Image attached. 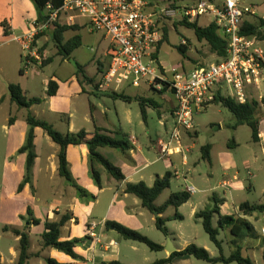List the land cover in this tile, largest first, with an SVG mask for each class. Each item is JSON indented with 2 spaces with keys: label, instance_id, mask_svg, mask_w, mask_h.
Here are the masks:
<instances>
[{
  "label": "rangeland",
  "instance_id": "1",
  "mask_svg": "<svg viewBox=\"0 0 264 264\" xmlns=\"http://www.w3.org/2000/svg\"><path fill=\"white\" fill-rule=\"evenodd\" d=\"M150 1L162 3L163 5L164 0ZM237 1L240 7L247 13L244 20L248 22H257L258 19H264V0ZM57 20V23L64 24V19L62 16H60ZM79 20L84 22V19L79 18ZM77 21L78 19L76 22ZM208 23H210V18L208 16L198 19L199 26H205ZM76 26L78 25L76 24ZM49 29L43 33L41 32L37 34L33 38L32 49L35 51L36 56L29 55V57L26 59H20L19 45H17V42L15 41L9 43L8 45L1 46L0 48V53L2 54H5L4 51L8 49L11 50L10 53H12L8 61L3 62L4 73H0V80L14 83L20 82V87L22 88L23 92L26 93L25 95L27 98L37 97L40 100H44L40 106L34 105L30 110L19 109V111H16L14 108L16 106L10 108L7 103L0 105V222L2 221L1 215L7 214L8 209L18 210L24 208L22 216H26L27 208L31 209L33 216H37V209H39L43 216V211H41L42 207L47 208L48 205H55L59 203L63 206H66L67 204L66 202H60L61 200H59L56 194L47 193L44 189L41 179L39 184H37L36 198L38 201H36V199H32L31 195H28L27 193H17V187L23 179L25 173V160L23 162V166H21L20 161H18V157L5 158L6 152L9 151L7 150L8 145H10L11 142H8L4 132L2 131L4 119L15 116L18 120H23L22 118L24 116L26 117L27 113H30L39 120L54 122L53 124L56 130L65 132L67 127L64 123L65 117L63 115H58L54 110H50L49 108L51 103L47 99L44 91L48 80L53 78V76H56L59 80H61L59 88L64 93L66 91L64 80L71 74V72H75L74 63L82 66L83 73L93 76L96 73L98 75L101 74L97 71L99 67L96 65V63H88L90 59L93 57H101L103 60L101 63H103L104 66L105 63L107 64L109 61L108 57H102L103 55L106 56L104 50L108 45L107 40L104 39L103 33L96 32L94 34H90L88 32V28L82 26L80 27L79 32L80 36L82 37L81 45L73 51L69 60H66L65 63H61L63 58L57 53V50L50 38L51 36ZM165 29L167 35L166 39L160 42L158 46V58L165 67L166 73L170 68H176L178 70H183V72H187L195 67L210 65L219 60L215 55L211 54L205 41L197 42L192 30L185 28V26L182 25L175 26V24L171 22L167 23ZM73 35L74 32H68L64 34V38L68 39ZM183 39L185 40L187 47L185 58L176 49V47L180 44V41ZM259 45L264 50V39ZM91 48H93L95 51L91 52ZM21 53L25 54L22 52V50ZM25 61L28 62V65H26ZM48 62L50 63L46 65ZM23 69L26 72L24 77L21 76V70ZM83 87L84 86H80V89ZM143 87L144 88L141 87L138 89L129 87L127 92L129 94H134L135 97L138 96L142 98L147 97V99H153V101L157 103V107L148 104L147 107L150 109L146 113L145 121H143L140 116V107L138 102L135 100L127 102L121 99H113L111 96H105L104 105L101 102H97L94 97L89 99L93 104L101 107V110H103V107L108 109L106 110V118L97 117L96 121V115H93L91 112L94 117L93 122L89 119L88 97L85 95V93L81 92L80 99L73 100V103L76 104V102L79 101L78 103L80 104L79 109L76 107H73L72 109L74 112L73 123L78 128H85L87 131L93 132L95 130L93 124L97 122V126H103L107 129H103V131L110 137H113L110 134L111 131H113L115 127L119 128L120 126L124 132L131 131L132 133L137 134L141 144L145 146L152 145L150 146L152 147L150 148V153L146 154V157L148 158V161H152L154 163L151 167H153V169L156 167V169H159L160 171L162 166V163L159 161L160 155H158L155 151L153 144H155L154 141L158 136L165 134V123L169 131L172 129L173 124L171 116L168 113L169 110L167 109L168 103L166 100H161L160 98L163 94H159L157 91L150 88L148 90L145 88V86ZM144 89H146V91ZM89 90L92 91V89ZM106 93H116L128 96L124 91H121L118 88L115 89V91H112L111 89L107 90ZM258 94L263 99L260 102L258 108L257 120L259 123L261 122V130L264 133V82L260 84V90L258 91ZM221 95L223 97H232L231 88L226 85L221 90ZM167 96L170 97V95ZM52 104L55 107L58 106L64 108L65 106L63 101L58 98L54 100ZM59 120H61L62 123H59ZM193 120L195 124L196 136L188 138L184 137L181 143L183 149L188 150L186 160L187 164L185 166L181 165L180 154L172 157L171 161L174 169L170 168L173 178L169 190L177 192L179 190L181 191V189H184L185 186L195 187L197 190L194 194V197L199 198L198 210L208 209L213 206V202L211 200L212 195L219 197L225 195L226 202L228 204L248 202L251 205H259L264 203V154H262L261 150L259 149V147L264 148V139H259L261 140V143L258 142L259 147L253 144L251 141L252 138L250 128L246 125L234 127L236 120L231 115L230 111L221 103L210 104L203 111L193 115ZM128 122L131 123L128 124ZM23 123L26 124L24 121ZM38 133L42 134L44 131L39 129ZM39 141L40 139L37 136L38 146L40 143ZM203 145H209L211 147V161L209 162L204 161L201 157L200 149ZM105 151L113 152L111 157L108 156L110 161L115 158L117 161L116 163H122L126 165V167H130L129 162L120 157L118 153H116V150L103 149L102 153H106ZM5 160H7L9 163H13L16 168L19 169V172L13 174L10 172V169H8L6 172V169H3V163ZM174 170H178L180 176H185L187 179L186 184L182 181L181 177L176 178L174 176ZM233 173H237L239 175V178L242 180L246 188H249L251 185L250 188L247 190L244 188L245 190L239 192H229V190L220 187V182L224 175L228 174V176H231ZM61 181L64 182L62 179ZM70 190L72 191L73 189L70 187ZM169 190H165L158 197L155 203L156 205H162L167 201ZM89 194L94 197L98 196L97 193ZM76 198L78 203L74 204L76 208H72L74 215L73 225L75 227L78 226L83 232L87 228L86 224L90 220L95 223H100V217L104 213L106 205L109 203L108 192L105 191L103 194H101L96 204H94L95 199L77 196ZM132 199L140 204V201L132 197V195H130L127 203H131ZM89 206H91L90 211L89 213H86V208ZM189 213L190 210L188 207L183 208L179 214L184 216V221H167L166 227L170 231L178 232L177 235L182 236L179 238L182 240V242H185L184 244H186V246L194 244L198 247H202V249L206 250L212 257H218L219 251L204 233L201 221L199 219L196 220L192 217H189ZM144 214L145 215L142 218L144 219L145 224H147L149 230L145 229L140 232L137 230L133 231L138 232L139 234L153 241L155 244L160 245V241H162L164 238L163 235L156 231L155 224L151 220V213L144 211ZM173 214L174 208L168 207L164 213V217H172ZM3 217L7 219L10 218V220L12 218L11 215L9 217ZM250 220L257 229L255 231V237L252 239L246 238L241 241L238 240L236 243L242 248V255L249 257L253 264H264V237L261 235L262 229L264 228V220L260 214L255 215V217ZM16 222L22 227L28 223L26 221H22L20 217ZM2 224L6 223L1 222L0 225L1 262L4 264H16L18 242L15 241L14 236L11 235L10 232H3ZM215 226L216 224L214 222V227ZM37 227L38 226H36L31 232V242L29 244L28 252L35 253L42 246L41 234L43 229L42 227ZM64 235L65 232H63V236ZM85 237L86 236L78 235L72 239H84ZM218 239L222 242V248L225 257L230 256V254L235 250V246L232 244L233 238L229 235V230L221 231L219 233ZM125 244L136 245V247L140 249L136 258H123L130 262H136V264H148L155 261V259L162 257V255L160 256V254L149 250V248L144 244H133L129 240H121L119 249L124 256L128 255V253L125 252V249H127ZM81 246L82 245H77L76 249L78 252H81V250L83 251ZM180 246H182V244H180ZM11 249L13 255L10 252ZM51 251L52 250L46 249L44 253L48 255L51 253ZM57 253V251H52V253L49 255L52 258H56ZM31 263L36 264L38 261L32 258L30 264ZM195 263L208 264L201 262V260H196Z\"/></svg>",
  "mask_w": 264,
  "mask_h": 264
},
{
  "label": "crops",
  "instance_id": "2",
  "mask_svg": "<svg viewBox=\"0 0 264 264\" xmlns=\"http://www.w3.org/2000/svg\"><path fill=\"white\" fill-rule=\"evenodd\" d=\"M36 12L37 11H36L35 7L31 4L30 0H0V24H1V22H5L6 26L8 27V29L11 33L9 36L5 37L4 32H3V28L0 26V48H1V46L8 45L9 43L15 41V39H14L15 37L18 38L20 36H24L25 34H27L28 31L31 29V24L37 19ZM77 25L79 27H82V26L85 27V23L81 20L77 21ZM79 32H80V30L77 31L76 33L79 34ZM88 32H89V30H88ZM90 34H94V33H90ZM15 42H17V41H15ZM17 45H19V44L17 43ZM19 50H20L19 57H20V59H23L24 54L21 53L20 46H19ZM158 50H159V48H157V59L160 62V60L158 58ZM90 51L94 52L95 50L93 48H91ZM106 51H107V46L105 47V50H104L105 54H106ZM4 52H5V54L0 53V54H2V55H0V73H4L3 62L8 61L9 57L12 55V53H10L11 50H9V49L4 51ZM102 57H107V56L103 55ZM65 61H66L65 59H62L61 63L62 62L65 63ZM93 62L96 63V65L99 67L98 68L99 71L98 70L97 71L100 74L103 73L107 67V64L105 63V66H104L103 63H101V62H103L102 58L101 57L100 58L93 57L92 59L89 60L88 63L93 64ZM25 63H26V65H28V62L25 61ZM160 66L165 70V67L162 65L161 62H160ZM21 71H22L21 76L24 77L26 72L24 71V69ZM187 72H189V71H187ZM101 75H98L96 73L93 76H91V75L84 73V74H79L76 77L75 72L73 71L64 80L65 81L64 86H66V91L64 93L59 88V84H60L61 80H59L56 76H53V78L50 79V80H53L57 83L56 93L54 96L48 97L46 95V88L44 89V91H45V95L47 96V99L51 103L49 105L50 110H54L55 113H57L58 115H63L65 117L64 123L66 124L67 127H66V131L62 132V134L68 133V132L69 133H77L82 129L86 130L85 128L76 127V125L73 123L74 112L72 109H73V107H76L77 109H79V107H80V104L78 103L79 101L76 102V104H75V103H73V100H79L81 97V92L85 93V95L88 97L87 100H88V105H89V119L91 121H93L94 120L93 115H96L95 121L97 120V117L106 118V110H108V109L103 107V110H101V107L93 104L89 100L91 97H94L95 100H97V102H101L104 105V99H105V96H107V93H106V91L98 90ZM50 80H48V82ZM48 82H47V84H48ZM11 83H14V82H10V81L5 82L4 80H0V93H1L0 94V105L7 103L10 108L15 106V104H13L10 101L9 95L7 93V85L11 84ZM15 84L18 85L19 87L21 86L20 82L19 83L15 82ZM143 84H145V85H143ZM80 86H84V87L82 89H80ZM96 86H97V89H96ZM143 86H145V88H147L149 90V88H148L149 86L147 85V83H144V82L141 83L140 87H136V88H135V86H132V85L126 83L122 87H120L119 90L124 91L125 94L128 95L129 98H134L135 95L129 94L127 92V89L129 87H133L135 89H138L141 87L144 88ZM20 89L22 90L21 87H20ZM89 89H92V91ZM144 90L146 91V89H144ZM167 91L160 98H161V100L167 101V103H168L167 109L169 110L168 113L171 115V113L173 112V110L175 108V101H174L172 92H170L169 90H167ZM22 92H23V90H22ZM23 94L25 95L26 93L23 92ZM166 94L170 95V97H168ZM57 98L61 99V101H63V103L65 104L64 108L58 107V106H56V107L53 106L52 102L54 100H56ZM43 102H44V100H43ZM127 102H131V101H127ZM14 108L16 111H19L18 108H16V107H14ZM31 108H33V106L30 107V109ZM149 109L150 108H148V107L146 108L145 117H146V113ZM91 112L93 113V115L91 114ZM11 117H13V122L9 123L10 117L5 118L4 122H3V126H2L3 127L2 131L4 132L6 139L8 140V142H11V144L8 145L7 150H9V151L6 152L5 158L7 159V158H11V157H18V161H20L21 166H23V162L25 160V154H18L17 152H18V149L24 143L25 133L28 130V127H27V124L23 123V121L25 122V116L22 118L23 120H18L15 116H11ZM84 120H86V119H84ZM58 122L62 123L61 120H59ZM48 123H50L54 126V124H53L54 122H48ZM130 123L131 122H128V124H130ZM93 125H94L95 130L96 129H106L103 126H97L98 125L97 122H95ZM261 125L262 124L260 122L259 123V139H264V133L261 130L262 129ZM164 127H165V132L168 131V127L166 126V123H165ZM40 130H42V129H40ZM95 130L93 132L86 130V134L91 135L92 133L95 132ZM38 132H39V128L36 127L33 131V133H34L33 143H34L35 152H36V158L34 160V166L32 169V179H31V188L33 189V193L31 191L30 186L25 185L22 192L19 194L27 193L28 195H31L32 199H36V201H38V199L36 198L37 184H39V181L41 179L42 184L44 186V189L47 193L56 194L58 196L59 200H61L60 202H66L67 204H66V206H63L62 204L59 203V204H55V205H53V204L48 205L47 208L42 207L41 211H43V216L40 213V210L37 209V216L36 215H34V216H35V219H38L40 221V224L38 225V227H42V229H43L44 223L46 220H51V221L56 220V219H58V217H60V215L64 214L65 212H68L72 215V220L62 229L61 240L72 239L78 235L86 236L88 239L87 242H85L84 245L81 246L83 251L81 250V252H78L77 249H75L76 253L82 259L73 260V259H70L69 257H67L61 253H57L56 258H54V259H56L59 263H68V264H98L100 262L109 263L111 261H118V262L123 263V264H136V262H130L127 259H123V258H130V259L136 258L140 249L138 247H136V245L125 244V247H127V249H125V252L128 253V255H126V256L122 255L123 253L120 251L119 247H120V241L123 239L114 230H112V229L107 230V228L105 226V222L106 221L107 222H116L118 224H121L125 227L132 229V230H137L139 232L142 230H145V229L149 230V228L147 227V224H145V221L142 218L145 215L144 211H146V210L143 209L141 204H139L134 199L131 200V203H127V200L130 198V195L125 194L123 192L124 185H125V183H128V182H131L132 184L138 183V182H144V184H146L147 186H151L152 183H154L155 178L162 177L166 172H170V168L174 169V166H172V161H171L172 157L170 159L159 160L162 163L160 171H159V169H156V167H154V169H153V167H151V166H153L154 163L152 161L151 162L148 161V158L146 157V154L150 153V148H152L150 146H152V145L145 146V145L140 143V141L137 137V134H134L131 131L130 132H124L123 129L121 128V126L119 128L115 127V129L113 131H111V133H110L113 136L111 138L119 139V138H121V136L122 137L124 136V138L126 140H128V142L132 146L131 149L125 153H123L119 150H116L117 151L116 153H118V155L120 157H122L123 159L127 160V162H129L130 167H126V165H124L122 163H116L117 161L115 158H113V160L110 161L108 156L111 157L113 152L105 151L106 153H102L103 149H109V148L100 149V153L104 157H106V159L109 160V162L113 166H115L121 170V172L125 176V179L122 182L117 183L116 181L110 179L106 173H103L102 174V181H101L102 182V188L99 190L94 185V183L92 182V179L90 178V175L88 172V161H87L88 151H87L86 146L85 145L69 146L67 149L66 159H67V162L69 164L70 171H71L74 179L76 180L75 183L78 186H80L81 188H83L88 193H97L98 196L95 197L94 204H96V202H98L99 196L101 194H103L105 191L108 192V198H109V203H108V205H106L104 213L100 217V223H95L92 220H90L86 224L87 228L82 232V230H80L78 226L75 227L73 225L74 215H73V211H72L73 209L72 208L75 207V205H74L75 203H78L77 198H76V194H75L74 190H72V191L70 190V186H68L67 184H65L64 182L61 181V177H59L57 174V166H56V157L55 156L57 155L59 147L55 143H53L51 141V139L45 133L40 134ZM195 133L196 132L194 131L193 134L195 135ZM37 136L40 139L39 146L37 145ZM161 136H163V134L158 136L156 139H158ZM88 138H89V136H88ZM259 139H258V142L261 141ZM155 142H156V140L154 141V143ZM258 142L253 143V144L258 146ZM153 147H154L155 151L157 152L155 144H153ZM259 149L261 150V153L264 154V148L259 147ZM109 150H111V149H109ZM210 150H211V147H210ZM210 150H209V154H210V161H211ZM157 154H158V152H157ZM185 165H183V166H185ZM3 169H6V172L8 169H10V172L13 174L19 172V169H17L13 163H9L7 160H5V162L3 163ZM170 173H172V172H170ZM182 176H183V178H181V179L186 184L185 181H187V179L185 178L184 175H182ZM175 177L179 178L180 176H175ZM184 178H185V180H184ZM223 180L228 181V183L230 185L229 189H228L229 192H239V191H243L245 189L247 190L251 186L250 185L249 188H246L245 185L243 184L242 180L239 178V175L237 173H233L231 176H228V174L224 175L220 184L222 183ZM171 184H172V180H171ZM171 184H170V187H171ZM170 187H169V189H170ZM182 191H184V189H181L180 192H182ZM171 193H174V191L169 190L168 197L170 196ZM194 194H190V199L186 204H184L180 208H177L176 212L178 214L180 213V211L183 208L188 207L190 210L189 217L194 218V213L199 211L198 210L199 198H195ZM217 197L219 199L223 200V204L220 205V209H219V211L222 215L233 216V215L237 214L238 205L241 202L228 204L226 202L225 195H223L222 197L221 196L220 197L217 196ZM156 206H161V205H156ZM90 207L91 206L86 208V213H89ZM166 210L164 211V213L166 212ZM23 212H24V208L18 209V210H14V209L9 210L8 209L7 214L4 213L5 215H1L2 216L1 222L6 223V224H2V225L3 226H5V225L10 226L11 225V228H15V229L20 230L22 226H20V224H18L16 221H18L19 217L23 215ZM164 213L161 215L162 217H164ZM174 213H175V210H174ZM10 215L12 216L11 220H10V218L7 219V218L3 217V216L9 217ZM151 215H152L151 220L154 223L155 215L154 214H151ZM180 216L182 217V220H179V219H175V220H179V222H183L185 218L182 215H180ZM253 217H255V215H253ZM253 217H245V218L248 221H250V223L253 225V227L256 231L257 229L255 228L254 224L250 220ZM168 218L170 219L172 217H168ZM262 219L264 220V215H262ZM169 221H172V220H169ZM1 222H0V225H1ZM214 222H216V219H214ZM91 223H95L98 225L97 229L94 230V233L96 235L95 238H89L88 237V229H89V225ZM34 228H35V226H31L28 229L29 244L31 242V232L34 230ZM262 228H263V226H262ZM156 231H158V230H156ZM6 232H10V231H6ZM63 232H65L64 236H63ZM167 232H168V235L167 236L163 235L164 238L162 241H160V246L162 247V250L159 252H156V253L160 254V256L162 255V257H160L159 259H165L169 255H171L172 252H174V251L180 252L186 248V244H184L185 242H182V240L179 238L182 236L177 235L178 232L170 231L169 229ZM0 238H1V236H0ZM14 238H15V241L18 242V238H16L15 236H14ZM168 240L170 241V243H168ZM131 243H133V242H131ZM133 244H137V243H133ZM180 244H182V246H180ZM47 249L52 250V251H57V250H54L51 248H47ZM45 250L46 249H43L41 246L40 249L38 251H36L35 253L34 252H28V254L30 255V258L28 259L26 264H30V261L32 260V258H34V260L38 261V263H36V264H44V261H43L44 258H47V257L52 258L49 255L52 253V251H51V253H49L47 255L46 253H44ZM171 250H173V251L170 253ZM10 252L13 255L12 249L10 250ZM159 259H155V261L159 260ZM0 260L2 261L1 256H0ZM195 262H196V260L189 258V257H181V258L175 257L170 262H168L166 264H196ZM31 264H33V263H31Z\"/></svg>",
  "mask_w": 264,
  "mask_h": 264
},
{
  "label": "built area",
  "instance_id": "3",
  "mask_svg": "<svg viewBox=\"0 0 264 264\" xmlns=\"http://www.w3.org/2000/svg\"><path fill=\"white\" fill-rule=\"evenodd\" d=\"M246 15L237 0H164L163 5L150 0H64L58 9L47 4L44 20L34 21L27 34L14 39L26 59L36 56L32 49L34 36L48 30L60 16L67 26L84 19L90 33L101 32L108 42L109 61L98 90L115 91L126 83L136 88L142 82L155 91L168 86L175 101L170 115L173 126L156 139L155 146L160 160L180 154L181 165H185L188 150L183 149L182 140L195 131L193 115L207 108L216 93L221 95L227 85L236 103L245 104L251 95L259 102L263 99L258 91L264 82V50L256 36L242 34ZM207 16L226 41L225 57L189 72L170 68L166 73L157 59L158 45L164 40L163 28L169 22L193 24ZM180 45L186 46L184 39ZM174 175L180 176L178 170ZM229 186L227 180L220 185L227 190ZM184 191L194 194L196 189L185 186ZM97 227L95 223L89 225V238L96 237ZM261 235L264 237V228Z\"/></svg>",
  "mask_w": 264,
  "mask_h": 264
},
{
  "label": "trees",
  "instance_id": "4",
  "mask_svg": "<svg viewBox=\"0 0 264 264\" xmlns=\"http://www.w3.org/2000/svg\"><path fill=\"white\" fill-rule=\"evenodd\" d=\"M36 9L37 19L36 22L44 20L46 6L51 4L55 9H58L62 6L64 0H30ZM186 2H193L197 0H181ZM175 26L182 25L185 28H188L194 32V35L197 39V42L205 41L208 45L209 51L211 54L215 55L219 60L225 57V45L226 41L218 33L217 27L213 23H208L205 26H199L198 21L193 24H188L185 22L174 23ZM0 26L3 28L4 36L7 37L11 33L6 26L5 22H1ZM80 30L79 26H67L66 24H59L54 22L49 31L50 38L57 50L58 55L63 59L69 60L71 54L75 49L81 45V36L76 33ZM68 32H74V35L68 39H65L64 34ZM164 39H166V29L163 28ZM264 19H258L257 22H248L244 20L242 25V34L245 35H254L260 41L264 39ZM160 44V43H159ZM159 46V45H158ZM177 51L186 57L187 47L184 45H178L176 47ZM49 64L46 63V65ZM75 66V75L76 77L79 74H84L82 66L74 63ZM99 71V69H98ZM163 71V70H162ZM102 74V73H101ZM168 86L165 84L164 88L160 91H157L159 94H164L167 91ZM97 89V86H96ZM57 90V83L53 80H50L46 84V95L48 97L54 96ZM7 93L9 95L10 101L15 104L18 109L29 110L30 107L34 105H40L43 100H40L37 97L27 98L20 87L15 83L7 85ZM107 96H111L113 99H121L124 101L135 100L138 102L140 107V116L143 121H145V111L150 104L151 106L157 107V103L153 99H147L142 97L129 98L123 94L116 93H107ZM213 103H221L226 107L231 115L236 120V126L246 125L251 130V140L253 143H257L259 139V121L257 120L258 108L260 102L256 96L251 95L248 101L245 104L236 103L230 96L223 97L219 93H216ZM13 122V117L9 118V123ZM25 122L28 125V130L25 133L24 143L18 149V154H25V173L23 179L17 187V193H21L25 185H29L31 188V179H32V169L34 166V160L36 158V152L34 149V129L38 127L42 129L44 133L55 143L59 150L56 157V166L57 174L61 179L70 186L77 197L91 198L95 199L94 196L87 193L83 188L78 186L75 183V179L70 171L69 164L67 162V149L69 146H79L85 145L88 151V172L90 178L94 185L100 190L102 188V174L106 173L108 177L114 181L122 182L125 179V176L121 170L113 166L109 160L106 159L101 153L100 149L109 148L111 150H119L123 153L128 152L131 149V144L124 138H111L109 135L105 134L103 129H96L91 135L86 134V130L82 129L77 133H64L56 130L54 126L46 121L39 120L30 113H27L25 117ZM189 137L196 136L193 133L188 134ZM89 136V138H88ZM210 146L203 145L200 149L201 157L204 161H210L209 154ZM173 174L166 172L162 177H157L152 183L151 186H147L144 182H138L132 184L131 182L125 183L123 192L140 201V204L143 209L148 211L151 214H154V224L156 230L162 235H168V229L166 227V222L169 220L179 219L182 220V217L176 212L177 208H180L186 204L190 199V194L185 191H178L171 193L167 201L161 206H156L155 202L158 197L167 189H169ZM33 193V189L31 188ZM211 200L213 206L208 209H202L194 213V218L199 219L202 224L204 233L208 236L210 242L218 249L219 256L212 257L206 250L202 247H198L194 244L186 246L182 251H174L165 259H159L148 264H166L170 262L173 258L189 257L194 260H201L208 264H253L249 257L242 255V248L236 243L238 240H244L246 238L255 237V229L253 225L245 217H253V215H264V203L259 205H251L248 202H241L238 205L237 214L233 216L222 215L219 211L220 205L223 204V200L219 199L216 195H212ZM168 207H173L175 213L172 218H164L161 215ZM22 221L28 222L27 225L22 227L20 230L11 228V226H3L2 230L10 231L13 236L18 238V250H17V260L16 264H26L30 255L29 251V235L28 229L31 226H38L40 221L35 219L32 215L30 208L26 209V216H20ZM214 219H216V226L214 227ZM72 220V215L68 212L60 215L56 220H46L43 227V232L41 234L42 248L47 249L51 248L57 250L58 253H61L70 259L80 260L82 259L76 253L77 245H84L87 242V237L84 239H68L61 240L62 229ZM105 226L108 229L114 230L123 240H129L133 243H139L146 245L149 250L154 252H159L162 250L160 245L155 244L153 241L147 237L139 234L136 231L131 230L128 227H125L116 222H105ZM229 230V235L233 238L232 244L235 246V250L230 254V256L225 257L222 248V242L218 239L219 233L221 231ZM44 264H68V263H59L54 258H44ZM0 264H4L0 260ZM98 264H123L118 261H111L109 263L100 262Z\"/></svg>",
  "mask_w": 264,
  "mask_h": 264
},
{
  "label": "water",
  "instance_id": "5",
  "mask_svg": "<svg viewBox=\"0 0 264 264\" xmlns=\"http://www.w3.org/2000/svg\"><path fill=\"white\" fill-rule=\"evenodd\" d=\"M168 243H170V241L168 240ZM173 250L170 251V253L172 252Z\"/></svg>",
  "mask_w": 264,
  "mask_h": 264
}]
</instances>
